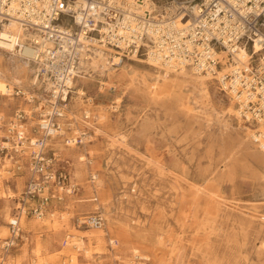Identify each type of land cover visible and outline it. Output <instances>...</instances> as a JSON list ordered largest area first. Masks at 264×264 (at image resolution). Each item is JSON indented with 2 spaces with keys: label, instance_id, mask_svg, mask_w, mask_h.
<instances>
[{
  "label": "rangeland",
  "instance_id": "rangeland-1",
  "mask_svg": "<svg viewBox=\"0 0 264 264\" xmlns=\"http://www.w3.org/2000/svg\"><path fill=\"white\" fill-rule=\"evenodd\" d=\"M248 51L254 56L252 64L257 63L259 56L252 47ZM144 53L143 50L139 58L144 59ZM2 54L0 69L9 73L10 81L16 76L22 84L13 86L11 96H0V145L8 141V136L12 137L8 130L17 123L18 111L28 115L24 129L36 125L38 112L34 107L42 105L39 96L46 97L38 86L31 85L36 68L33 63L26 77L19 76L6 62L11 55ZM128 58L122 56L124 63L134 64ZM16 59L20 58L16 56ZM113 84L103 99L93 96L91 100L90 118L97 131H88L78 121L70 120L64 129L65 135L56 140L63 144L65 138L78 130L91 136L85 146L65 153L55 146L56 141L51 142L50 149L60 159L58 165L65 168L77 193L64 194L61 200H54L57 208L52 216L47 215L42 220L24 216L17 245L3 261V245L10 236L9 222L16 214L28 177L29 150L25 149L22 155L17 153L18 164L14 159L1 160L0 264H208V260L224 258L228 249L233 253L241 252L240 264L255 263L258 259L255 251L264 233L260 220L252 219L255 231L253 228L247 238L241 236L240 222L250 217L241 212L219 208L216 220L207 222L212 210L209 203H213L210 191L213 187L217 189L219 181L216 180L224 169V155L239 145L237 134H244L239 133V124L231 120L228 139L231 145L226 147L221 140L216 119L229 107L230 96L219 90L217 80H212L208 87L210 106L202 109L200 117H186L181 113L185 112L181 102L175 106L167 99L157 98V89L151 92L154 99L146 103L129 105L125 97L115 106L114 94L120 88ZM30 96L36 97L34 103H29ZM99 102L103 110L98 107ZM85 108L76 104L72 94L69 118L84 119ZM126 117L130 118L128 122ZM242 121L243 126L256 128L253 121ZM115 135H132L138 138L140 145L129 143V147L123 144L113 148L111 139ZM235 161L239 168L236 175L252 183L253 190L244 194L231 191L229 195L220 191L221 196L224 200H237L238 206L246 212L264 215V194L251 178L256 168L254 159L240 146ZM156 165H163L176 174L177 183L166 173L162 177ZM213 175L216 183L212 186L209 178ZM91 176L97 177L94 185ZM193 188H200L201 193ZM100 192L111 202L110 219L102 215L105 229L78 228L75 221L79 217L95 212L102 214L100 209L92 210L95 203L89 201L99 198ZM126 232H130L131 237ZM231 232H236V240L227 243ZM67 237L68 244L64 245ZM110 240H114L115 245H111Z\"/></svg>",
  "mask_w": 264,
  "mask_h": 264
},
{
  "label": "built area",
  "instance_id": "built-area-1",
  "mask_svg": "<svg viewBox=\"0 0 264 264\" xmlns=\"http://www.w3.org/2000/svg\"><path fill=\"white\" fill-rule=\"evenodd\" d=\"M127 1L85 0V7L77 0H0V29L13 23L35 36L29 47L33 58L24 59L36 67L34 86L52 101L48 109L37 110V123L29 130L19 127L26 126L28 115L18 111L17 123L9 129L14 139L8 137L0 145V164L4 158L15 160L17 153L29 150L28 177L16 214L9 222L10 236L3 245L2 261L17 245L23 215L39 220L52 216L57 208L54 200L77 193L76 185L69 181V174L58 165L60 159L50 148L51 141L64 136L61 121L69 110L72 83L84 70L83 54L90 52L95 43L136 56L141 55L146 43L155 48L154 57L163 64L174 61L205 73L220 67L217 53L235 51L238 45L253 49L258 35H264V0H154L161 12L140 11L144 0H132L130 5L136 3L138 9L126 8ZM195 8L198 13L193 11ZM177 15L180 26L174 25ZM197 47L200 50L192 51ZM218 87L240 100L239 111L244 119L264 123V65L259 60L255 64L250 61L244 69H233ZM83 118L89 117L84 113ZM82 134L74 139L77 147L85 146L89 141L86 136L91 137ZM256 135L264 136V131ZM71 142L70 138L63 140L65 147ZM91 178L94 185L96 176ZM75 223L78 228L105 229V219L99 212L83 215ZM110 244L115 245V241L110 240Z\"/></svg>",
  "mask_w": 264,
  "mask_h": 264
},
{
  "label": "bare ground",
  "instance_id": "bare-ground-1",
  "mask_svg": "<svg viewBox=\"0 0 264 264\" xmlns=\"http://www.w3.org/2000/svg\"><path fill=\"white\" fill-rule=\"evenodd\" d=\"M77 1L80 4H83L85 7L87 6L85 0ZM111 1L112 0H110V2ZM131 2L132 0L127 1L129 5H126V8H128L129 6H131V9L140 8L139 6L136 7V3H134L133 6L130 5ZM144 3L145 5L140 11H144V9H148L150 12L154 10L159 12L162 11L160 10L161 6H159V9L157 3L154 0H144ZM195 10L196 13H198L197 8L193 9V11ZM182 13L183 11L180 14L182 15ZM63 24H65V22H63ZM180 24V16L177 15L174 25L180 26ZM146 26L147 25H145L144 28ZM187 26L188 25H185V29H187ZM34 39L35 36L33 34L24 32L20 26L13 23L4 25L0 29V55H3L2 53H7L13 56H10V58L6 59V62L11 67L9 69L16 70V75L25 77L28 75V71L30 70V62L25 60L24 58H33V52L29 47L30 44L33 43L32 41ZM17 45L20 46L19 50L17 48ZM90 50V52H85V54H83L82 66L84 67V70L82 74L77 76L75 78V81L72 83L74 100L77 105L86 107L84 113L89 118L86 120H81L77 116H71L72 119H70V114H68L69 112L66 111L65 117L61 121L66 127L67 121L76 120L82 127H85V129L88 131H97V128H95L91 122L92 118H90L89 110V107L93 106V104H91L93 96L98 98V100H100V98L103 99L104 96H107L106 94H108V88L111 87L110 85L115 81L117 82V84L113 85L115 87L119 86L120 88L119 92L114 94L113 103L115 104V106H119L123 102V99L125 97L127 98L129 105L136 104V102L146 103L154 99L152 98L153 94L151 92L153 89H157V98L167 99L168 101L175 104V106H177V104L181 102L183 108L185 109V112H180L186 117H200L202 115V109L205 106H210L211 104V96L208 89L210 81L217 80L219 82L233 69L246 68L249 62L254 58L252 52H249L244 45H238L235 51H221L220 53H217L216 59L220 63L221 68H217L213 72L204 73L200 70H197L192 65H180L174 61H172L171 64H163L162 62H160V60H158L160 58L156 59V57H154L155 48L151 45L150 47H148L146 43H144V59L139 58V56H136L135 54H126L125 51L115 50L114 48L107 47L106 45L99 43H95L94 47L90 48ZM193 50H200V48H192V51ZM252 50L254 54L259 56V62L264 65V35H258L257 40L254 41ZM123 55L129 57L128 59L134 64L124 63L122 59ZM16 56L20 59H16ZM17 68H19V70ZM8 74L9 73H7L6 71L0 69V96H11L14 93L13 86H20L22 84V80L16 76H14L10 81L8 79ZM35 82L36 81L34 77L31 81V85L34 86ZM227 95L230 96V105L225 110V112H222V114L220 116H217L216 119V121L220 124L219 126L221 140L225 145L227 144L226 147L231 145L228 142V139H230L229 128L231 127V120L239 124L238 131L240 134H244L241 136L237 134V143L239 145L236 148L228 150L224 155L225 162L224 169L220 173L221 176L218 177L217 180L214 175L209 178V180H212L210 182V185L212 186L214 183H216L215 180L219 182L216 183L217 189L213 187V190L210 191V198H212L211 202L213 203H209L210 207H212V210L210 217L207 219V222L209 220H211L212 222L216 220L215 215L218 214L217 211L219 210V208L221 211L228 210L229 212L232 210L241 212L242 214H244V216L250 217L249 219H241L240 222V228L243 229L241 236L243 238H247L250 235V232L253 233L254 224L252 219L260 220L261 222L259 223L261 225L263 224L264 226V215L257 214L253 211L246 212L242 210V208L238 206L237 200H224V198L220 194V191H222L224 195H229L231 191L235 194H244L249 193L253 190L252 183L236 175V172L239 169L235 161L236 155L238 153L239 147L242 146L245 151H248L251 158H253L255 161L256 168L254 171H252L251 178L255 179L264 194V136L256 135V133L262 134V132L264 131V123L261 120L256 123L254 122L256 124V128L253 130L250 127L243 126L244 123L242 119L244 120V122H251L252 120L247 121L240 115V100H238L235 96L230 95L229 93ZM35 96L29 97V103H34L32 99H36ZM39 98L42 101V105L34 107V110L43 108L48 109V107L52 105V101H50L47 97L39 96ZM168 105L171 107V104ZM236 105L238 106L236 107ZM98 107L103 110V104L101 102H99ZM99 118L103 119V116H99ZM129 119V117H126L127 122L129 121ZM20 127L24 126L21 125ZM8 131L10 135H12L11 138L10 136L8 137L10 139H14L13 131ZM82 133V131L78 130L73 131L72 136L69 137L72 140L69 147H65L62 143L56 141L57 139H54L53 141H56L55 146H57L65 153H69L72 148L74 149L75 147H77L74 143L75 137L77 135H83ZM62 134L65 135V132L63 131ZM119 136L120 135H115L114 137H112L111 147L114 148L115 146H122L123 144L127 146L129 143L134 144L135 146L140 145L138 143V138L132 135H129L128 137ZM89 138V136H86V139ZM129 146L130 145H128V147ZM80 161H82V158L80 159ZM156 166L159 174L162 175V177L166 173L172 176L173 179H175L174 182L177 183L176 180H179V177L176 174L169 171L168 168H164L163 165ZM199 189L200 188H197L195 190L200 192ZM217 190L219 193L217 192ZM89 201L95 203L92 204V210L100 209L102 211V215L106 217L105 219H110L109 217H111V202L108 196H105L104 193L100 192L99 198H92ZM253 209L256 210V207L254 206ZM24 216L25 215L22 216L21 222H23ZM240 217L241 216H239L238 218ZM223 224H225V222ZM126 233L131 237L130 232ZM236 236V232H231V234L226 238L227 243H229V241H235ZM159 245H162L160 240ZM228 250L229 252L224 255V258H216L210 261L208 260V264H240V259L242 258L241 252L236 250L235 253H233L230 249ZM134 251L137 252L136 249ZM255 252L258 259L255 263L249 264H264V233L259 240V245L257 246Z\"/></svg>",
  "mask_w": 264,
  "mask_h": 264
}]
</instances>
